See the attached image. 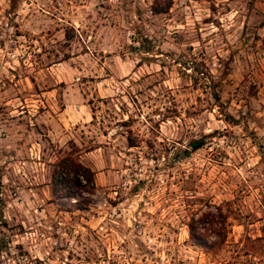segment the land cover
I'll use <instances>...</instances> for the list:
<instances>
[{"label":"rangeland","instance_id":"374dc122","mask_svg":"<svg viewBox=\"0 0 264 264\" xmlns=\"http://www.w3.org/2000/svg\"><path fill=\"white\" fill-rule=\"evenodd\" d=\"M70 150L94 172L82 211L50 191ZM0 245L264 264V0H0Z\"/></svg>","mask_w":264,"mask_h":264},{"label":"trees","instance_id":"16d2710c","mask_svg":"<svg viewBox=\"0 0 264 264\" xmlns=\"http://www.w3.org/2000/svg\"><path fill=\"white\" fill-rule=\"evenodd\" d=\"M217 98L215 95V100ZM127 143L129 146L133 145L128 137ZM188 144L190 150H195L202 143L199 140L193 139ZM75 152L74 150L68 151L52 164L50 170V191L58 198L73 199L74 208L82 211L88 208V204L90 203L89 195H92L95 190L94 172L89 167L81 164L77 157L73 156ZM189 234L193 240V244L200 247L211 246L210 244L206 245L205 241H200L199 235L195 234L194 228L191 225H189ZM215 234L220 236L218 230L215 231Z\"/></svg>","mask_w":264,"mask_h":264},{"label":"crops","instance_id":"0c3cea01","mask_svg":"<svg viewBox=\"0 0 264 264\" xmlns=\"http://www.w3.org/2000/svg\"><path fill=\"white\" fill-rule=\"evenodd\" d=\"M53 129V128H52Z\"/></svg>","mask_w":264,"mask_h":264}]
</instances>
